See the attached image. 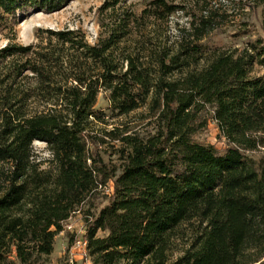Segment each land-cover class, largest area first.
<instances>
[{
    "label": "trees",
    "instance_id": "1",
    "mask_svg": "<svg viewBox=\"0 0 264 264\" xmlns=\"http://www.w3.org/2000/svg\"><path fill=\"white\" fill-rule=\"evenodd\" d=\"M69 1L0 0V31ZM120 1L101 7L95 43L79 28H39L36 42L0 48V264H44L99 179L113 190L88 210L93 264H169L176 252L174 264H264V74H252L263 39L206 51L203 16L172 42L181 0H148L141 14ZM101 93L112 115L145 109L154 131L99 126ZM210 108L224 151L196 138Z\"/></svg>",
    "mask_w": 264,
    "mask_h": 264
},
{
    "label": "rangeland",
    "instance_id": "2",
    "mask_svg": "<svg viewBox=\"0 0 264 264\" xmlns=\"http://www.w3.org/2000/svg\"><path fill=\"white\" fill-rule=\"evenodd\" d=\"M106 1L71 0L61 9L51 13L31 11L19 18L14 30L6 28L0 31V48L10 41L19 44L36 42V33L39 28H79L85 32L91 43H95L102 29L100 26L101 7ZM180 3L181 9L171 15L166 30V35L172 42L179 40L183 34L191 29L192 22L199 23L203 16L210 18L214 25L213 29L200 41L206 51L217 48L242 50L249 41L258 38L264 41V0H181ZM147 5L148 0H121L117 7L128 6L137 14H141ZM104 16L107 21L110 20L107 12ZM151 28L152 26H149L148 30ZM252 74L263 75L264 67L256 64ZM96 107L107 114L106 124H99V126L112 129L114 126H123L129 122L134 127V131L141 134L154 131L153 124H148L149 119H140V114L145 109H140L127 116L112 115L111 105L104 93L99 95ZM208 111L206 114L207 125L196 134V138L199 141L213 144L220 151H224L228 146V140L221 135L218 124L213 118L214 109L210 108ZM98 135L101 138L105 136L101 132ZM34 148L40 160L51 158L46 142L36 140ZM101 148L106 160L116 158V155H111L113 152L111 146L105 144ZM246 153L254 157H259L262 154L259 150L247 151ZM44 166L46 167L48 164ZM112 190V181L102 183L101 179L98 180L78 210L65 222V229L56 238L55 250L52 255L45 257L44 264H93L92 258L89 256V259L86 260L82 252L78 248H74V244L76 239L82 237L86 232L88 210L90 213L98 212L107 203V197ZM105 234L104 231L98 233L99 236ZM177 256L178 253L176 252L169 264H174ZM120 264H125V262L122 261Z\"/></svg>",
    "mask_w": 264,
    "mask_h": 264
},
{
    "label": "built area",
    "instance_id": "3",
    "mask_svg": "<svg viewBox=\"0 0 264 264\" xmlns=\"http://www.w3.org/2000/svg\"><path fill=\"white\" fill-rule=\"evenodd\" d=\"M74 248H78L83 254V257L88 260L89 254H88V248H87V240H84L83 237H79L76 239Z\"/></svg>",
    "mask_w": 264,
    "mask_h": 264
}]
</instances>
